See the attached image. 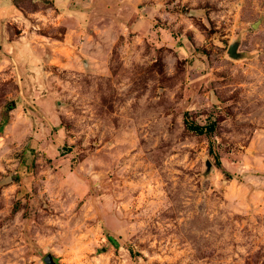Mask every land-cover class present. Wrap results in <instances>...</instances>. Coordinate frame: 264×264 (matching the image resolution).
<instances>
[{
	"label": "rangeland",
	"instance_id": "374dc122",
	"mask_svg": "<svg viewBox=\"0 0 264 264\" xmlns=\"http://www.w3.org/2000/svg\"><path fill=\"white\" fill-rule=\"evenodd\" d=\"M49 254L264 264V0H0V264Z\"/></svg>",
	"mask_w": 264,
	"mask_h": 264
},
{
	"label": "water",
	"instance_id": "95a60500",
	"mask_svg": "<svg viewBox=\"0 0 264 264\" xmlns=\"http://www.w3.org/2000/svg\"><path fill=\"white\" fill-rule=\"evenodd\" d=\"M229 54L233 57L237 56V45H232L230 48H229ZM45 262L46 264H56V262L54 261V258L52 255H47L45 257Z\"/></svg>",
	"mask_w": 264,
	"mask_h": 264
},
{
	"label": "trees",
	"instance_id": "16d2710c",
	"mask_svg": "<svg viewBox=\"0 0 264 264\" xmlns=\"http://www.w3.org/2000/svg\"><path fill=\"white\" fill-rule=\"evenodd\" d=\"M190 128L192 130L197 131L199 134H202L204 132V127H201L199 125H191ZM209 129L212 130L213 129V126H210Z\"/></svg>",
	"mask_w": 264,
	"mask_h": 264
}]
</instances>
